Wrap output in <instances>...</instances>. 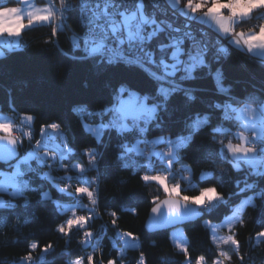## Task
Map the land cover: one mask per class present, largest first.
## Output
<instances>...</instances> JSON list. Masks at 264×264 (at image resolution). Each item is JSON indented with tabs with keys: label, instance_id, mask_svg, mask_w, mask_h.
Wrapping results in <instances>:
<instances>
[{
	"label": "trees",
	"instance_id": "1",
	"mask_svg": "<svg viewBox=\"0 0 264 264\" xmlns=\"http://www.w3.org/2000/svg\"><path fill=\"white\" fill-rule=\"evenodd\" d=\"M55 2L58 4V0ZM19 3L20 0H0V6ZM62 20L64 28L60 27L58 18L55 22L23 30L20 45L0 57V113L15 120L14 129L30 128L32 146L39 137L42 124L58 123L64 130L65 140L74 149L63 160L61 157L48 160L51 169L32 162L33 168L49 173L54 180L32 176L29 186L23 187L20 195H0L6 202L0 206V264H25L21 258L29 252L33 259L27 264H71L79 257H84L88 264L87 256L93 253L95 264H106L112 258L117 259V264H136L141 252L145 254L147 264H184V253L171 239L172 229L150 232L146 228L150 210L158 202L153 198L167 197L158 182L142 178L157 174L166 175L169 184H180L183 195L197 196L201 189L214 187L222 196L215 203L200 207L202 218L182 226L191 264H196V258L201 255L206 257V264H212L220 252L204 221L221 222L243 198L252 195L254 201L246 205L240 221L231 229V234L239 241V248L225 245L222 249L227 250L230 257L227 264H264V237L257 235L264 231L263 161L260 160L256 171L244 161H240V169H235L234 159L226 147L228 142L236 140L235 130L240 129L232 108L264 100V59L234 46L224 48L212 68H222L224 86L230 89L227 96L217 92L210 70L197 71L196 79L184 82L183 87L191 90L196 98L194 101L188 100L184 92L170 96L166 109L159 112L163 130L151 128L147 140L152 141L156 136H170L176 140L195 112L210 113L212 126L219 131H203L190 147L185 145L177 149L176 156L170 158L173 163L166 167L160 153L164 142L159 145L146 143L148 149H156L158 153L151 157L141 155L135 149L123 156L115 134L105 135L98 145L89 138L90 134L85 133L73 108L78 103L89 108L103 103L111 91L109 82L115 85L121 80L132 79L150 96L157 95V85L144 77L134 79L124 69H112L98 75L92 62L72 59L73 55H78L72 51L71 37L81 31L78 15L72 13L66 21ZM53 27L58 29L55 35L52 34ZM215 52L213 49V54ZM218 100L224 102L222 112L212 107ZM23 114L33 116L34 121H23ZM16 137L23 139V145H19L23 155L29 149V137L22 132ZM255 141L251 142V147ZM90 148H96L98 153L95 167L89 163L90 158L84 151ZM62 162L70 166V171L60 168ZM73 162L86 166L87 180L72 168ZM204 172L209 175L203 177ZM65 184L68 191L61 192ZM79 184L88 187L94 197L75 194L74 189ZM42 192H48L51 199H45ZM62 205L75 206L77 216L89 218L87 226L60 233L59 226H66L70 215L62 211ZM85 231L94 234L88 238V243L82 242ZM129 232L134 234L135 241H139L138 247H126L125 237L131 238L126 235ZM32 243H38V247L31 248ZM48 244L53 247L45 253L43 247Z\"/></svg>",
	"mask_w": 264,
	"mask_h": 264
},
{
	"label": "snow or ice",
	"instance_id": "2",
	"mask_svg": "<svg viewBox=\"0 0 264 264\" xmlns=\"http://www.w3.org/2000/svg\"><path fill=\"white\" fill-rule=\"evenodd\" d=\"M149 0H61L62 15L75 11L78 14V21L81 27V34L72 39V51L78 53L73 55L72 59L92 62L97 69L98 75H104L112 69H124L127 73L132 74L133 78L144 77L149 81L156 83V96H150L132 79H124L115 85H109L111 91L108 98L94 108L78 103L73 112L77 114L78 122L86 134H90V139L96 144H101L105 135L115 134L118 137V143L122 150V155L126 156L134 149L142 153L138 148L141 143H157L158 141L147 140L151 128L160 131L163 130V124L159 118V112L166 109V102L172 94L184 92L188 100L194 101L196 98L191 94V90L184 88L186 81L196 79L194 75L200 70H210L216 90L220 95L227 96L230 89L224 86V74L220 67L212 68L214 61L220 59L219 53L225 51L223 47L217 48L213 54L212 45L201 33L198 38L192 31L191 24L187 21L196 20L207 23L214 22L219 32L228 39L229 43L237 46L245 45L249 50L253 48H264V25H261L259 32H250L247 35L244 32L237 33L233 27L237 18L241 20L249 17L254 9H264V0H166L173 16L183 17L186 21L183 27L177 26L174 21L158 17L157 13L167 15V9L160 7V0H150L153 11L147 10ZM22 9L18 7H0V34L8 33L9 35H20L26 27L22 22ZM230 13V14H229ZM54 13L49 10L46 15H34L29 13L28 25L35 21H50ZM58 29L53 27L52 34H57ZM67 55V53H66ZM4 53L0 51V57ZM211 56V59L209 58ZM159 97V99L157 98ZM212 107L218 112H222L224 102L218 100ZM253 113L255 109H245ZM28 121H34L33 116L26 117ZM207 126V128H205ZM61 127L58 123H44L41 125V133L47 129L59 130ZM215 133L218 128L212 126V116L210 113L195 112L184 124L183 132L178 135L176 140L168 139L167 143L174 148L189 147L195 141V138L202 134L203 131ZM0 131L7 135L0 139L7 140L13 146L23 145L22 138H14L11 133L13 126L11 123H0ZM32 132L27 133L29 137V149H26V155H20L15 148L11 151H0V175L6 173L7 169H12L14 181L11 185L14 191L9 192L8 187H0V195L7 194L16 197L22 193L23 187L29 186V180L32 176L40 180L45 178L54 180L55 177L49 173L38 171L32 167L35 161L51 169L48 160H55V154L47 151L42 152V141L37 139L35 146L31 145ZM239 136L244 143L227 144L228 151L233 157L240 161H247L249 153L259 151L257 147H248V136L243 132ZM215 137L213 136V140ZM223 143V142H221ZM64 155L74 151L73 147L64 140L62 141ZM131 145V146H129ZM59 148L60 145H57ZM85 154L90 158L89 163L95 167L97 164L96 148L85 149ZM172 149L169 150V157L173 155ZM151 155V154H148ZM63 160V156H61ZM166 163L171 165L172 159H167ZM22 166H26L22 170ZM60 168L64 171H70V166L60 163ZM80 172L85 168L79 165ZM235 169H240L242 164L237 162L233 165ZM144 181L158 182L163 192L169 197L152 208L153 213L159 214L162 206L167 205L169 212H179L181 208H187L188 204H195L205 207L207 204L222 199L221 194L216 192L214 187H206L200 190L197 196L183 195L180 184H171L167 182L166 175H144ZM71 179V177H69ZM253 187V185H248ZM61 192L68 191V185L60 189ZM75 194L86 195L93 198L94 193L83 184H79L74 189ZM45 199H51L48 192H42ZM261 195H264L262 193ZM181 198L183 203H181ZM153 201H160V197H154ZM27 203V202H25ZM93 203L96 200L93 199ZM6 202L0 199V206ZM115 215V213H113ZM88 217L78 216L68 219L65 224L58 228L60 233H70L73 227L81 228L87 225ZM115 225L116 221H112ZM83 243H88V238L94 234L91 231L84 232ZM134 237L129 232L126 234ZM264 237V231L257 234ZM215 239V237H213ZM222 244H231L239 248V241L234 236H229L221 241ZM31 248L38 247V243H32ZM53 246L45 245L43 251L47 253ZM180 251L184 253L185 259L191 262V256L186 245H180ZM94 253L87 256L88 264H95ZM221 257L223 259H221ZM25 264L32 261V253L29 252L21 258ZM230 259L228 254L220 251L218 256L212 261V264H224L225 260ZM243 260V256L239 257ZM84 257H79L72 261L71 264H84ZM206 257L201 255L196 258V264H205ZM107 264H117V259L112 258ZM136 264H147L145 254L140 253V259Z\"/></svg>",
	"mask_w": 264,
	"mask_h": 264
},
{
	"label": "rangeland",
	"instance_id": "3",
	"mask_svg": "<svg viewBox=\"0 0 264 264\" xmlns=\"http://www.w3.org/2000/svg\"><path fill=\"white\" fill-rule=\"evenodd\" d=\"M52 2L57 6L56 9H58V4L55 2V0H52ZM263 10L264 9H262L260 11H263ZM57 12L59 13V9L57 10ZM59 17H60V15H59ZM249 22H251V20H248L246 23H249ZM59 23H60L59 24L60 27L64 28V22H63L61 17H60V22ZM258 26L259 25L251 26L250 28H253V27L256 28ZM212 30L215 31L214 29H212ZM211 34H209L210 37H211ZM74 36H76L75 33L72 34V36H71L72 39H73ZM226 40L227 41H225V42L228 43V39L227 38H226ZM221 44H223L222 41L218 42L215 45V47H213V48H215V49L220 48ZM230 46H232V45L231 44L227 45L228 48H230ZM27 116H31V115L23 114L22 115V120L25 121V122H31V121L27 120V118H26ZM0 123H11L12 126H13L12 133L14 132V130H15L14 129L15 120L11 116H9L7 114H4V113H0ZM20 128H21V130L23 132L24 127L20 126ZM0 133L6 134V133H4L2 131H0ZM168 139L174 140L170 136H156V137H153L151 139L152 141H158L157 143H155L156 145H159L160 143L164 142L162 147H160L161 148L160 153H161V156H162L161 158L163 160H165V165H167L166 167H170L171 166V165H168L166 163V160L169 159V158H174L176 156V150H177L176 148H174L173 145H170V144L167 143ZM63 140H65V137H63ZM230 142L234 144V142H236V141H230ZM138 148L140 149V151L142 153H144L146 155L151 154V155H148V157H151L153 154H158L156 149H148V145L146 143L139 144ZM170 149H172V151L174 153L171 157H169V155H168ZM44 151H47V152L52 153V154H55V157H56L55 160L60 158V156L58 155L57 152H54V151H51V150H48V149L44 150ZM230 154H231V152H230ZM23 155H26V152H24ZM231 156H232V154H231ZM232 158L234 159V163H237V162H240V161H244L243 158H241L240 161H237L236 157L232 156ZM246 159H247V161H249L248 164H251L254 167V171L259 169V166H257V165L260 162V159H259V157H258L256 152L255 153H249ZM148 164H151L150 161H148ZM76 165L84 167L85 170H86V166L82 165L79 162H73L71 164L72 168L75 169L76 172L81 175L80 177L82 179H84V180H87L88 179V175L85 173V171L84 172H80L79 168L75 167ZM24 167H26V166H22V170H23ZM263 169H264V161H263ZM208 175H209V172H204L202 176L205 177V176H208ZM13 181H14V173H13L12 169H7L5 174L0 175V187H8L9 188V192L15 190L14 188L11 187V185L13 184ZM169 185H171V184H169ZM253 201H254V195L243 198L241 200V202H239L236 206H234L233 211L228 216H226L221 222H212L210 220H205L204 221L206 226L210 229L213 242L220 247V251H224V252H226L228 254L227 250L222 249L223 246H225V244H222L221 241L227 239L229 236H233L231 234V229L234 227V225L238 221H240L242 211L246 207V205L249 204V203H252ZM215 202L216 201H214L212 203H209V204H213ZM209 204H207V205H209ZM198 207H200V206H198ZM74 209H75V206H72V205H64L62 207V211L64 213L70 214L68 216V219H71L73 217H78L77 213H76V211ZM74 211H75V213H74ZM86 226H84V227H86ZM213 237H215V239H213ZM171 239H172L173 243L177 246L179 251H180V247H179L180 245H186L187 244L186 235H185V232H184L182 226L175 227V228H173L171 230ZM125 240L127 241L126 247H128V246H130V247H138L139 246V241L138 240L135 241L132 237L131 238L125 237ZM227 245H231V244H227ZM231 246L233 248H235L233 245H231ZM235 249H237V248H235ZM221 259H223V258L221 257ZM84 264H85V261H84ZM106 264H107V262H106ZM184 264H191V263L188 260H186ZM224 264H227V260L224 261Z\"/></svg>",
	"mask_w": 264,
	"mask_h": 264
},
{
	"label": "crops",
	"instance_id": "4",
	"mask_svg": "<svg viewBox=\"0 0 264 264\" xmlns=\"http://www.w3.org/2000/svg\"><path fill=\"white\" fill-rule=\"evenodd\" d=\"M166 1V0H165ZM186 3V0H182V4ZM0 7H18L22 9L21 16L23 17V23L26 25V27L23 29H27L29 27L41 25V24H47L51 22H55L58 20L59 13L57 12L58 9L57 6L52 1H44L43 3H39L36 0H20L19 4L16 5H8V6H0ZM51 10L54 15L50 21H35L33 19V24L31 26L28 25V20L32 17H29V13H33L34 15H46L48 14V11ZM262 9H254L253 13L244 19L237 18V20L234 22L233 27L236 30L241 24L246 23L248 20H251L253 17L257 15V12ZM204 23V22H201ZM207 26L214 29L216 32H219L218 26L212 22L209 21L207 23H204ZM264 25V24H261ZM256 28H248L240 32H244L246 35L250 32H259L260 26ZM22 30V31H23ZM20 35H9L8 33L0 34V51L5 53L7 50L16 48L20 45ZM221 34V33H220ZM222 35V34H221ZM223 36V35H222ZM231 44V43H230ZM234 47L241 48L246 50L247 53H249L252 56H257L264 59V48H253L249 50L247 46L240 45L237 46L235 44H231ZM255 109L253 113H250L249 111H245V109ZM235 115L236 122L240 125V129L235 130V136H236V142L234 144H240L244 143V141L241 140L239 133L243 132L245 136L249 137L247 146L251 147V142L254 140L264 139V100L260 103H247L238 107L232 108Z\"/></svg>",
	"mask_w": 264,
	"mask_h": 264
},
{
	"label": "built area",
	"instance_id": "5",
	"mask_svg": "<svg viewBox=\"0 0 264 264\" xmlns=\"http://www.w3.org/2000/svg\"><path fill=\"white\" fill-rule=\"evenodd\" d=\"M73 3H78V0H73ZM160 7L162 9H167V15L164 16L163 14L161 13H157L158 17L160 18H166L168 20H172L175 22V24L177 26H180V27H183L184 24L186 23L185 19L183 17H179V16H176L174 17L173 16V12L172 10L169 8L167 2L165 0H160ZM62 8V3H61V0H58V9H59V14L61 16V18H63L65 21L68 19V17L72 14V13H76L75 11L71 12L70 14L69 13H65L62 15L60 9ZM147 10L149 12L153 11V8H152V5H151V2L149 0L148 2V5H147ZM77 14V13H76ZM230 14V13H229ZM78 15V14H77ZM188 23L191 24V28H192V31L194 32V34L199 38L201 33L204 34V39L208 40L210 42V44L212 45V49H215L213 47H215V45L222 41L223 44H221L220 47H223V48H227V45L229 43H226L225 41L226 38H223L221 35H219L217 32L213 31L209 26H207L206 24L204 23H201L199 21H195V20H191V21H187ZM260 24H264V10L263 11H260L255 17H253L251 19V22L249 23H243L241 24L235 31L237 33H239L240 31H243L245 29H248L250 28L251 26H256V25H260ZM212 33V34H211ZM81 34V31L77 33V35ZM209 34H211V37L209 36ZM61 128V127H60ZM48 130V129H47ZM60 130V129H59ZM22 132V130L20 129H15L14 132H13V135L14 136H17L19 135L20 133ZM31 132L30 128H24L23 129V134H26ZM62 136V135H61ZM39 140L42 141V152L44 150H47V144H54L52 143V141L47 137V131L41 133V131L39 132V137L37 138ZM36 139V140H37ZM35 140V141H36ZM35 141L33 142V146H35ZM255 147H257L258 149H260L259 151H257V155L259 156L260 160H264V149H263V146H264V142L262 139H259V140H256L255 141V144L253 145ZM65 157V156H63Z\"/></svg>",
	"mask_w": 264,
	"mask_h": 264
},
{
	"label": "water",
	"instance_id": "6",
	"mask_svg": "<svg viewBox=\"0 0 264 264\" xmlns=\"http://www.w3.org/2000/svg\"><path fill=\"white\" fill-rule=\"evenodd\" d=\"M60 133L64 137V130L62 129V127L60 128ZM5 135L7 134L0 133V137H3ZM13 137L17 138L15 136ZM47 145L48 150L57 152L60 157L66 156L64 155V149H59L55 144ZM13 148H15L16 151L21 155L19 145L13 146L9 144L7 140L0 139V151H11ZM165 199H169V197L167 196L158 201L157 203H160ZM181 203H183L182 198ZM154 206H156V204ZM152 208L146 221V228L150 232H155L159 230H171L178 226H185L188 223L197 221L203 216V210L197 205L191 203L188 204L186 209L181 208L179 212L173 211L172 213L169 212L167 205L162 206L159 214L153 213Z\"/></svg>",
	"mask_w": 264,
	"mask_h": 264
},
{
	"label": "bare ground",
	"instance_id": "7",
	"mask_svg": "<svg viewBox=\"0 0 264 264\" xmlns=\"http://www.w3.org/2000/svg\"><path fill=\"white\" fill-rule=\"evenodd\" d=\"M47 137L54 143L56 146L60 145L59 149H63L62 141L63 138L61 136L60 130L51 129L47 130Z\"/></svg>",
	"mask_w": 264,
	"mask_h": 264
}]
</instances>
